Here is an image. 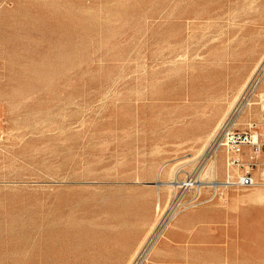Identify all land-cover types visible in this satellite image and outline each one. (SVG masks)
Masks as SVG:
<instances>
[{"label": "rangeland", "instance_id": "rangeland-1", "mask_svg": "<svg viewBox=\"0 0 264 264\" xmlns=\"http://www.w3.org/2000/svg\"><path fill=\"white\" fill-rule=\"evenodd\" d=\"M260 92L264 0H0V264H138Z\"/></svg>", "mask_w": 264, "mask_h": 264}, {"label": "crops", "instance_id": "crops-1", "mask_svg": "<svg viewBox=\"0 0 264 264\" xmlns=\"http://www.w3.org/2000/svg\"><path fill=\"white\" fill-rule=\"evenodd\" d=\"M253 187L261 188L240 196L237 205L228 188H219V197L176 210L138 264H262L264 186ZM254 196L258 200L248 204ZM165 197L163 192L161 202Z\"/></svg>", "mask_w": 264, "mask_h": 264}, {"label": "built area", "instance_id": "built-area-1", "mask_svg": "<svg viewBox=\"0 0 264 264\" xmlns=\"http://www.w3.org/2000/svg\"><path fill=\"white\" fill-rule=\"evenodd\" d=\"M258 82L256 77L250 86L256 88ZM239 102L214 130L203 152L205 157L214 161L219 150L223 153V177L210 179L208 199L216 196L221 187L264 186V92L258 93L253 102L258 113L257 122L249 121L244 128L235 127L234 120L238 112L250 103L248 96L243 94Z\"/></svg>", "mask_w": 264, "mask_h": 264}, {"label": "bare ground", "instance_id": "bare-ground-1", "mask_svg": "<svg viewBox=\"0 0 264 264\" xmlns=\"http://www.w3.org/2000/svg\"><path fill=\"white\" fill-rule=\"evenodd\" d=\"M245 83H246V82H245ZM246 88H247V87H246ZM246 88H245V89H246ZM241 89H242V87H241ZM245 89H244V90H245ZM249 90H250V89H249ZM243 92H244V91H243ZM246 93H247V92H246ZM248 114H249V113H248ZM220 122H221V121H220ZM213 132H214V131H213ZM213 132H212L211 134H213ZM210 136H211V135H210ZM208 137H209V136H208ZM214 166H215V165H214ZM212 168H213V165H210V164H209V169H207L206 171L211 170ZM206 185H207V187H209L210 184H206ZM206 185H204V184H200V183H197V184H196V183H192V182H191V183H190V182H189V183H185V182H179V181L175 180L174 182H171V183H170L169 188H170V189H174V188H176V187H177V188H182V187H191V186H196V187L199 188V187H201V186H202V187H206ZM198 188H197V189H198ZM158 213H159V212H158Z\"/></svg>", "mask_w": 264, "mask_h": 264}]
</instances>
